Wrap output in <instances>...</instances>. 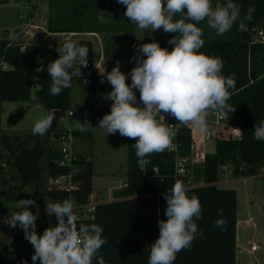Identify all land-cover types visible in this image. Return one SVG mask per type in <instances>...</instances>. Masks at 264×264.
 Instances as JSON below:
<instances>
[{"label": "trees", "instance_id": "trees-1", "mask_svg": "<svg viewBox=\"0 0 264 264\" xmlns=\"http://www.w3.org/2000/svg\"><path fill=\"white\" fill-rule=\"evenodd\" d=\"M23 1L27 18H32L36 11L37 0ZM222 1V0H221ZM226 2V0H224ZM224 2V3H225ZM241 8V19L250 6L255 11L250 21H244L247 31H239L238 23L222 36H218L208 26H203L204 45L199 50L206 55L220 58L224 67L222 75L234 76L236 87L229 89L230 105L236 110L228 113L229 122L241 129L238 139L226 137L217 138L214 142L212 153L205 155L202 169L196 170V177L202 176L207 184L216 183L219 179L218 167L226 163L237 166H247L250 172L255 171L264 161V141L256 140L253 135L254 125L264 120V41L260 40L258 32L264 36V0H233ZM221 3V2H220ZM217 3L213 4L215 7ZM200 23L206 24L207 21ZM47 30L49 32L68 31L54 20L48 19ZM19 30L3 32L0 39V117L2 103L24 102L30 99L31 88L34 87V102L50 113L59 110L60 116L72 108L69 101V89H62L59 95L53 96L49 89L52 83L48 75L47 66L51 61L59 58V53L46 41H28L24 49L20 50L18 44L7 46L10 33L17 34ZM175 34L169 33L164 39H140L131 31L123 36L127 41V74L135 67V62H129L136 55V47L141 43L156 41L162 48L169 51L174 47L167 41ZM78 46H85L89 50L88 64L93 62V48L90 40H80ZM43 66V71L37 73L38 80L32 85L30 74L35 67ZM79 68V65H75ZM83 67H81L82 72ZM69 70V71H72ZM126 83L131 84V77L127 76ZM82 85L83 76H74L71 86ZM86 86V85H85ZM90 95H102L112 90L107 82L95 84L93 81L86 86ZM139 103V91L134 90ZM142 106V105H141ZM103 115L110 113L111 108L98 107ZM72 111V110H70ZM58 123V122H57ZM55 128H50L43 136L33 135L32 131L24 135L16 133H2L0 130V146L5 150L4 162L10 165L13 173L10 174L12 184L8 199L13 201L9 217L13 212L21 209L16 207L17 201L25 199L24 188L30 183L48 181L47 196L51 203H62L67 199L65 190L51 184V179L69 172V168L59 164L61 154L54 133ZM72 135L90 138L89 131L73 130ZM136 141L127 139V164L125 178L127 187L114 192L115 198L98 205L94 212V218L85 225L97 224L103 228L102 238L104 244L94 257V264H98V257H103L105 264H148L151 243L159 236L158 221L167 219L164 214L166 200L163 194L172 188L173 180L170 176L172 168L163 153H153L148 156L147 173H151L153 167L158 168V173L163 177H153L150 181L146 178L137 165V156L133 144ZM181 154H188V141H185ZM2 154H0V159ZM78 171L73 174L79 188L76 193L78 203L86 202L87 196L93 191L92 168L88 156L76 155L75 163ZM3 181V180H2ZM137 195L136 198H133ZM189 197L196 196L202 207V218L195 219L198 229L203 231V237H197L190 249L182 250L176 255L173 264H236V214L237 195L234 189L216 185L199 186L187 189ZM223 209L222 216L218 215V209ZM159 209V213H158ZM32 211V206H29ZM33 212V211H32ZM33 214H37L33 212ZM226 221L225 230L216 227L217 219ZM58 223L55 215L49 216L46 211L38 213L36 219V232L42 235L46 228ZM4 229V223L0 222V234ZM16 244L13 248L5 245L0 239V264H33V246L25 239L23 230L17 225L11 227ZM19 234L21 236H19ZM35 264H40L36 261Z\"/></svg>", "mask_w": 264, "mask_h": 264}, {"label": "clouds", "instance_id": "clouds-1", "mask_svg": "<svg viewBox=\"0 0 264 264\" xmlns=\"http://www.w3.org/2000/svg\"><path fill=\"white\" fill-rule=\"evenodd\" d=\"M126 6L124 15L141 30L152 32L163 29L165 33L175 35L167 41L173 45L171 51L162 48L156 41L141 43L136 47V55L130 58L135 67L126 75L120 69V61L110 72L103 68L101 83L106 77L112 90L104 95L111 101L110 113L98 122V128L106 135L119 134L136 142L133 144L137 158L142 162L153 153H165L172 147L175 131L161 123L158 117L167 114L178 123L196 127L201 133L208 131L207 114L211 110L220 118H227L233 108L227 101L229 89H235L234 76L222 75L224 67L220 58L201 53L204 45V33L197 25L207 21L210 29L218 36L229 32L238 23L239 31H247L244 21H250L255 11L250 6L241 19V8L233 0L217 3L213 7L211 0H117ZM179 19H173L174 17ZM104 15L98 16L104 22ZM10 33L9 41L16 39ZM89 50L68 40L63 44L62 54L47 66L52 83L51 95H59L62 89L71 87L74 76L81 74V67L88 66ZM79 68H75V65ZM43 66L34 71H43ZM72 70V71H69ZM100 71V70H99ZM127 76L131 84L126 83ZM38 80V76L32 77ZM134 90L139 91V103ZM142 105V106H141ZM164 116V115H163ZM54 113L37 120L32 128L33 135L43 136L53 125ZM83 132L85 129H79ZM256 140L264 141V120L254 125ZM166 200L164 214L167 219L158 221L159 236L151 243L148 264H173L177 253L190 249L197 237H203L195 219L202 218V207L196 196L189 197L181 181H176L171 190L163 194ZM35 206L34 199H21L5 222L12 228L17 225L23 230L25 239L33 246V264H92L93 257L107 243L102 238L103 228L97 224H80L77 228V216L74 214V202L65 199L62 203L46 204V213L55 215L58 223L46 228L42 235L36 232L37 214L29 210ZM222 216L223 209H218ZM159 213V209H158ZM216 227L225 230L226 221L217 219ZM27 264V261L24 262ZM98 264H105L98 257Z\"/></svg>", "mask_w": 264, "mask_h": 264}, {"label": "rangeland", "instance_id": "rangeland-1", "mask_svg": "<svg viewBox=\"0 0 264 264\" xmlns=\"http://www.w3.org/2000/svg\"><path fill=\"white\" fill-rule=\"evenodd\" d=\"M6 1L7 3L0 4V39L3 37V32H12L15 29L20 30L29 20L23 1ZM224 2V0L221 1V3ZM36 25L40 26V23L37 22ZM23 31H29L28 27L24 28ZM26 37L25 35L24 38ZM35 37V40L49 39L43 29L38 34H35ZM149 37L150 40L164 39V36ZM54 38L57 45L55 49H57L56 51L58 53L62 54L63 44L66 42V39L62 35ZM109 38H112L111 40L114 44L119 45L121 48L127 46V41L124 36L110 35ZM97 47L93 51V62L95 61V57H99L100 52H102L103 60L100 63H96V65L93 62L92 64L95 65L97 71L105 67L107 72H110L116 65V62L109 61L111 54H109L108 50H101L99 45ZM125 49L122 55H125ZM116 55L120 56L118 52ZM119 61L121 71L127 75V60L121 57ZM36 68L38 67L36 66L32 69L30 74L32 85H34V79L32 77L37 76V73L34 71ZM34 90L35 88L32 87L30 99L27 101H7L2 103L0 117V130L2 133L24 135L32 131L37 120L50 114L34 102ZM69 101L72 104V108L70 109L72 110V115H68L65 112L60 116L54 133H66L72 142V153L76 155L84 154V156L89 157L92 168L93 194L99 193L100 189H105L108 192V201L115 200L114 193H111V190L117 184H123L125 181L128 137L121 136L119 132L106 135L102 129L98 128V122L104 115L99 112L96 104H105L106 99L102 95H90L84 84H74L70 87ZM81 127H84V131L90 132V138L81 135L74 137L72 135L73 130H79ZM56 145L58 146L57 143ZM0 154H2V158L0 159V222L4 223V229L0 234V239L4 241L7 247L13 248L16 240L13 237L11 227L5 222V219L9 218V213L13 206V201L8 199L7 196L11 192L9 187L12 184L10 174L13 173V169L4 162L5 150L1 146ZM220 177L225 178V174ZM225 187L234 189L237 195L235 222V234L238 238L235 246L237 264H264V183L260 180L246 183L235 181ZM47 189L48 181L30 183L24 188V198L34 199L36 201L35 206L31 205L33 212H44L46 204L51 203V200L46 194ZM247 218L252 219L254 227H244L239 224V222ZM19 236L21 235L19 234ZM252 244H255L259 248L256 253L250 251V245Z\"/></svg>", "mask_w": 264, "mask_h": 264}, {"label": "built area", "instance_id": "built-area-1", "mask_svg": "<svg viewBox=\"0 0 264 264\" xmlns=\"http://www.w3.org/2000/svg\"><path fill=\"white\" fill-rule=\"evenodd\" d=\"M27 27L28 23H26L23 28L20 29L17 34H15L17 38L14 41H8L7 46L18 44L20 46L19 49L23 50L25 43L28 41L19 42L20 40L18 39V36L19 32H22L23 29ZM258 36L260 40L264 41V36L260 31L258 32ZM40 45L44 46V43H41ZM81 75L83 76V83L86 86L92 83V81L99 85L104 84L106 81L105 77L104 82L101 83L103 74L96 70L94 64H88L87 67H83ZM96 96H99V94ZM111 103V101L106 100L105 104H96V106L111 108ZM227 103L230 104L229 100ZM67 114L72 115V111L69 110ZM157 119L175 131V135L172 138V147L163 153L165 159L168 160L172 168V173L170 176L172 177L173 184L176 181H181L185 185L186 189H192L206 185H216L218 187H222L227 186L229 183L235 181L246 183L249 181L260 180L264 183V161L256 168L255 171L252 172H250V168L247 166H237L232 163L220 165L218 167L219 179L216 183L207 184L204 182L201 175L196 177V170L200 171L202 169L205 155L213 152L214 142L217 138H222L223 134H225L226 137H230L232 139L240 138L241 129L229 122L228 115L227 118L222 119L217 113L210 110L206 117L208 131L205 133H201L194 126L180 124L175 120V118L168 116L167 114H162L161 117H158ZM55 139L57 140L58 148L61 154L59 164L61 166L68 167L69 172L67 174L59 175L51 179L49 182L55 185V187L65 190L67 193V199H70L74 202V214L78 218L77 228H79L80 224H84L87 221L93 220L94 212L98 205L109 202L108 192H106V198L102 199L100 193L93 194L92 191L87 196L86 202L78 203L76 201V193L78 192L79 188L77 186V181L73 178V174H76L78 169L75 165L76 154L72 153L71 151L72 142L66 133H58L55 136ZM185 141H188V154L183 155L181 154V150ZM147 164H149L148 157L144 158L142 162L139 159L137 160V165L144 174L146 181H150L153 177H160V180H162L163 177L158 173V168L156 167H153L151 173H147ZM224 174L225 178L220 177ZM126 187L127 181L125 178L124 183L117 184V186L111 190V193L121 191ZM136 197L137 195L133 196V198ZM116 199L122 198H115V200ZM239 224L244 227L254 225L251 218L244 219L242 222H239ZM256 250L257 246L255 244L250 245L251 252ZM92 264H94V257Z\"/></svg>", "mask_w": 264, "mask_h": 264}, {"label": "crops", "instance_id": "crops-1", "mask_svg": "<svg viewBox=\"0 0 264 264\" xmlns=\"http://www.w3.org/2000/svg\"><path fill=\"white\" fill-rule=\"evenodd\" d=\"M211 2L213 5L215 2L220 3L221 0H211ZM125 11L126 6L119 4L117 0H38L36 2L35 14L27 21L29 31L19 32L18 39L20 40L19 42L30 40L36 42L47 41L54 49L57 46L54 37L58 35H62L66 41L71 40L76 44L80 40L86 39L91 41L93 51L95 48H98L97 45H99L101 50H108L109 54H111L109 61L116 62L120 60L121 57L127 60L126 49L124 51L125 55H122L126 47L121 48L119 45L114 44L111 40L112 38H109L110 35L123 36L126 32L131 31L140 39H150L149 36H164L165 38L166 35L169 34L165 33L163 29H160L148 35L150 30L139 29L137 25L127 19L124 15ZM100 15H104L105 17L102 24L98 20V16ZM179 18L180 17L177 16L173 19ZM48 19L54 20L56 24H60L68 31L49 32L46 29ZM37 22L40 23V26L36 25ZM197 26L205 30L203 26L208 25L199 23ZM40 29L46 32L47 38H49L48 40H35V34L41 32ZM25 35L27 36L26 38H24ZM117 52L120 56L116 55ZM102 60L103 55L102 52H100L99 57H95L96 62L94 61L93 63L96 65V63H100ZM102 68L107 72L105 67ZM102 70L103 69L100 68V72L104 75ZM237 239L236 237V242L238 241ZM258 249L257 246V250L253 253H256Z\"/></svg>", "mask_w": 264, "mask_h": 264}, {"label": "water", "instance_id": "water-1", "mask_svg": "<svg viewBox=\"0 0 264 264\" xmlns=\"http://www.w3.org/2000/svg\"><path fill=\"white\" fill-rule=\"evenodd\" d=\"M7 3L6 0H0V4H4ZM50 113H54V120H53V125H52V129L56 127L58 119L60 117V111L59 110H52ZM100 196L102 199L106 198V190L105 189H100L99 190Z\"/></svg>", "mask_w": 264, "mask_h": 264}]
</instances>
